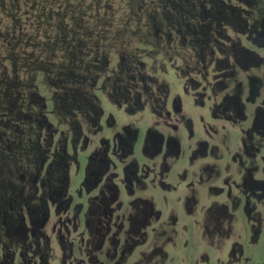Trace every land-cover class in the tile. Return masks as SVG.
<instances>
[{
	"label": "flooded vegetation",
	"instance_id": "flooded-vegetation-1",
	"mask_svg": "<svg viewBox=\"0 0 264 264\" xmlns=\"http://www.w3.org/2000/svg\"><path fill=\"white\" fill-rule=\"evenodd\" d=\"M122 1L112 37L60 28L68 66L0 108V264H248L264 0Z\"/></svg>",
	"mask_w": 264,
	"mask_h": 264
},
{
	"label": "rangeland",
	"instance_id": "rangeland-1",
	"mask_svg": "<svg viewBox=\"0 0 264 264\" xmlns=\"http://www.w3.org/2000/svg\"><path fill=\"white\" fill-rule=\"evenodd\" d=\"M115 10L125 12L130 7L122 0H0L2 111L10 113L13 106L9 103L17 100L23 92L19 86L37 76L41 81L40 76L46 73L50 63L60 59L59 62L65 65L69 63L68 54L61 49L66 37L58 36L59 31L65 29L64 34L70 33L76 40L84 39L85 30L101 33L105 30L112 37ZM46 87L41 88L42 94L53 84L46 80ZM221 260L225 261V258ZM248 264H264V249L261 248L258 258Z\"/></svg>",
	"mask_w": 264,
	"mask_h": 264
}]
</instances>
